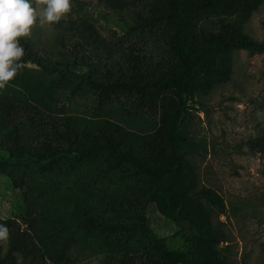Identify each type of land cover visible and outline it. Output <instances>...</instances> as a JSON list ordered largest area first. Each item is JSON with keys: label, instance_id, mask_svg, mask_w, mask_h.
Here are the masks:
<instances>
[{"label": "rangeland", "instance_id": "374dc122", "mask_svg": "<svg viewBox=\"0 0 264 264\" xmlns=\"http://www.w3.org/2000/svg\"><path fill=\"white\" fill-rule=\"evenodd\" d=\"M72 0L37 25L24 69L0 90V156L111 141L163 167L177 88V22L166 0ZM184 45L203 58L191 84V146L171 202L203 242L197 264H264V0L190 11ZM132 83L125 88L119 83ZM152 177L106 151L0 176V264H176L187 231L163 216Z\"/></svg>", "mask_w": 264, "mask_h": 264}, {"label": "trees", "instance_id": "16d2710c", "mask_svg": "<svg viewBox=\"0 0 264 264\" xmlns=\"http://www.w3.org/2000/svg\"><path fill=\"white\" fill-rule=\"evenodd\" d=\"M123 4L122 0H116ZM171 8L169 17L177 22V28L171 36V47L180 59L183 70L180 75L170 77L162 82H148L142 86H156L165 89L171 86L177 88L176 110L169 130V154L163 167H153L148 161L138 158L130 152L117 150L114 143L106 141L94 143L87 147H59L46 151H17L7 156H0V176H9L15 167L38 165L50 167L60 161L80 160L94 153L106 151L119 163H128L141 172L152 177L155 187L150 200L157 210L178 227L187 231V245L175 256L176 264H197L203 242L198 233L195 219L185 212L183 204L171 202L170 198L184 176V156L191 146V138L187 131L192 114L190 104L191 84L196 71L201 64L203 52L190 53L184 45V36L191 25L190 11L209 9L218 0H166ZM252 50H263L264 41L257 43L245 39ZM118 85L125 88H137L132 83L121 82Z\"/></svg>", "mask_w": 264, "mask_h": 264}, {"label": "clouds", "instance_id": "9594fccd", "mask_svg": "<svg viewBox=\"0 0 264 264\" xmlns=\"http://www.w3.org/2000/svg\"><path fill=\"white\" fill-rule=\"evenodd\" d=\"M72 7V0H0V90L11 86L25 67L21 39H30L37 23L67 20ZM9 239V229L0 224V242Z\"/></svg>", "mask_w": 264, "mask_h": 264}]
</instances>
